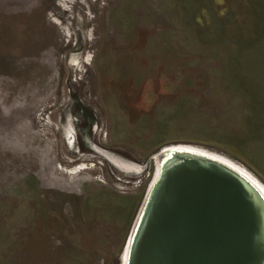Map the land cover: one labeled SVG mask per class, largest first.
<instances>
[{"label": "rangeland", "instance_id": "1", "mask_svg": "<svg viewBox=\"0 0 264 264\" xmlns=\"http://www.w3.org/2000/svg\"><path fill=\"white\" fill-rule=\"evenodd\" d=\"M174 145L264 185V0H0V264H121Z\"/></svg>", "mask_w": 264, "mask_h": 264}, {"label": "water", "instance_id": "2", "mask_svg": "<svg viewBox=\"0 0 264 264\" xmlns=\"http://www.w3.org/2000/svg\"><path fill=\"white\" fill-rule=\"evenodd\" d=\"M153 160L124 264H264V190L253 179L187 145L161 149L144 167Z\"/></svg>", "mask_w": 264, "mask_h": 264}, {"label": "bare ground", "instance_id": "3", "mask_svg": "<svg viewBox=\"0 0 264 264\" xmlns=\"http://www.w3.org/2000/svg\"><path fill=\"white\" fill-rule=\"evenodd\" d=\"M183 146V145H181ZM189 146V145H188ZM192 148H195V149H198V150H201V151H204V152H208L209 154L211 155H214L215 157L225 161L226 163L232 165L233 167L237 168L238 170L242 171V172H245L251 179H253V181H255L263 190H264V185L259 181V179L249 170L247 169L244 165H242L241 163L235 161L234 159L224 155V154H221L219 152H216V151H210V150H206V149H203V148H198V147H195V146H190ZM103 152V150H102ZM103 154L106 155V158H108L110 161H112L115 165H117L119 168L121 169H129L128 165L126 164V161L122 160L120 157H116L115 155L111 154V153H106V152H103ZM158 162H157V170H158ZM130 168H133L135 170V166H132ZM137 169L140 171L141 169L139 167H137ZM125 262V254H124V257L122 259V262L121 264H124Z\"/></svg>", "mask_w": 264, "mask_h": 264}]
</instances>
